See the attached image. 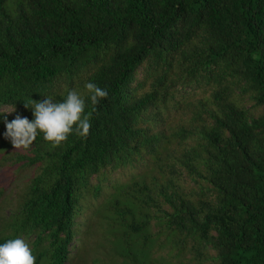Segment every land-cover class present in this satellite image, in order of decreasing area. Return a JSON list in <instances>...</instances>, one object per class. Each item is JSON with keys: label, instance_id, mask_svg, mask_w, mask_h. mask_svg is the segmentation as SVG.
Listing matches in <instances>:
<instances>
[{"label": "trees", "instance_id": "1", "mask_svg": "<svg viewBox=\"0 0 264 264\" xmlns=\"http://www.w3.org/2000/svg\"><path fill=\"white\" fill-rule=\"evenodd\" d=\"M87 82L109 93L95 111ZM71 89L86 139L0 133V176L22 180L0 243L35 235L36 264L72 243L84 264H264V0H0V124Z\"/></svg>", "mask_w": 264, "mask_h": 264}, {"label": "clouds", "instance_id": "2", "mask_svg": "<svg viewBox=\"0 0 264 264\" xmlns=\"http://www.w3.org/2000/svg\"><path fill=\"white\" fill-rule=\"evenodd\" d=\"M84 87L87 90L92 111H95V106L102 99H106L109 93L106 89H102L92 82H87ZM25 106L33 109L34 119L29 120L27 117L17 115L11 121H7L5 117L6 124H0L1 128L7 129L6 132L4 129L1 134L5 132V138L9 139L17 150L28 149L36 140L38 132L43 133L44 139L51 142L53 146H60L63 142H66L70 134L85 139L90 134L91 112L85 114L86 100L76 89L68 90L66 97L61 102H54L52 97L46 96V99L40 101L26 100ZM3 111L12 115L7 108H3ZM0 163L5 164L2 161ZM18 181L22 182L15 176V184L10 190L8 189V181L5 184V190L2 189L4 185L0 186L5 193L0 201V219L2 221L7 219L9 212L14 211L16 208L13 206L16 202V189L14 187ZM95 201H97L95 196L91 194H87L85 197L81 195L78 201L80 218L85 216L86 213L89 214L97 206ZM33 239H35V235L28 237L21 234L16 239H9L5 243L1 242L0 264H36L37 254L33 248ZM43 246L44 244L42 248ZM48 255L51 257V254L48 253ZM67 258L66 261L59 262V264H84L87 254L81 250V245L72 243L68 247Z\"/></svg>", "mask_w": 264, "mask_h": 264}, {"label": "rangeland", "instance_id": "3", "mask_svg": "<svg viewBox=\"0 0 264 264\" xmlns=\"http://www.w3.org/2000/svg\"><path fill=\"white\" fill-rule=\"evenodd\" d=\"M5 128H1L0 127V133L4 130ZM7 129H5V131H6ZM0 138H1V134H0ZM2 155H7V153H5V154H2ZM7 169V171H5L4 173H2V175L0 176V186H2V185H4L5 186V184L7 183V181H8V177H9V175L12 173L13 174V176H14V178H15V176H16V174H17V171H16V168H15V166L14 167H8V168H6ZM5 169V170H6ZM147 171H149L150 173H152L151 172V170L150 169H146ZM132 172V171H131ZM149 178V177H148ZM14 191V190H13ZM13 191H10V192H13ZM13 200V198L11 199V201ZM97 201H95V205H97ZM94 205V206H95Z\"/></svg>", "mask_w": 264, "mask_h": 264}]
</instances>
